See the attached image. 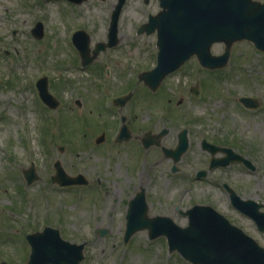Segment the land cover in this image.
<instances>
[{"label":"rangeland","instance_id":"374dc122","mask_svg":"<svg viewBox=\"0 0 264 264\" xmlns=\"http://www.w3.org/2000/svg\"><path fill=\"white\" fill-rule=\"evenodd\" d=\"M87 3H82V12L91 7L100 13ZM126 4L121 20L128 37L122 50L132 54L113 59L106 81L115 94L124 86L137 91L121 107L131 136L114 140L119 114L103 108L96 89L101 77L95 78L90 68H78L68 52L71 35L65 33L75 26V13L66 11L61 0H0V260L20 261L13 250L21 245L23 233L46 225L57 229L61 239L83 244L79 264H191L177 251H168L163 235L150 238L149 226L124 241L125 214L139 186L145 187L150 217L169 216L177 226H186L184 212L209 205L264 246V232L232 206L223 187L228 182L242 199L264 204V51L246 39L235 40L224 67L204 70L192 56L151 92L136 76L152 59L136 58L152 52L154 39L135 37L134 31L157 6H142L138 0ZM38 20L44 26L39 38L30 33ZM224 48L217 41L211 53ZM43 74L59 98L54 108L37 102L33 84ZM196 84L194 94L190 89ZM242 96L253 97L254 105L245 108ZM162 128L168 131L161 145L170 148L177 132L188 130L187 149L175 163L144 133ZM140 136L148 142L146 148ZM202 138L234 148L255 169L231 163L195 179L196 170L207 168L209 161ZM55 161L69 175L81 173L85 181L65 186L52 182ZM32 162L36 179L26 185L22 169Z\"/></svg>","mask_w":264,"mask_h":264},{"label":"water","instance_id":"95a60500","mask_svg":"<svg viewBox=\"0 0 264 264\" xmlns=\"http://www.w3.org/2000/svg\"><path fill=\"white\" fill-rule=\"evenodd\" d=\"M162 9L147 22L148 31L156 29L158 35V65L151 71L157 74L179 67L195 54L203 66H223L228 59L230 45L239 39L251 40L257 48L264 50V2L254 0H160ZM42 35V25L37 23L32 30ZM223 41L224 52L213 55L210 46ZM41 95L46 98V78L39 81ZM246 104L251 98H241ZM186 131L179 134L176 147L165 152L177 160L187 147ZM213 146L215 152L217 146ZM229 153L231 149H226ZM242 159L240 156H236ZM244 161H246L243 158ZM248 166L254 168L249 161ZM216 163V162H214ZM227 164L228 160L221 162ZM56 172L52 179L59 184L84 182L81 174L70 177L64 174L60 163H55ZM28 176V182L33 176ZM232 202L250 215L260 230H264V213L257 211L260 204L252 200H240L233 195ZM144 191H140L129 202L126 213V239L138 228L150 227L149 237L165 234L170 249L176 248L193 264H264V248L231 224L211 206H194L189 211V223L179 227L167 217H146ZM44 233V232H43ZM41 233V234H43ZM34 235H29L31 238ZM33 238L31 242H33ZM43 242V240H40ZM83 244H71L61 239L57 229L46 227V264H79ZM33 251L27 264H35ZM0 264H6L4 262ZM43 264V262H36Z\"/></svg>","mask_w":264,"mask_h":264},{"label":"flooded vegetation","instance_id":"af4514ba","mask_svg":"<svg viewBox=\"0 0 264 264\" xmlns=\"http://www.w3.org/2000/svg\"><path fill=\"white\" fill-rule=\"evenodd\" d=\"M119 1L120 0H61V2L66 3V7H65L66 11H72L73 13H75L74 15L75 23H76L75 26L70 29L66 28L67 35L70 34L71 35L70 40H72L71 48L68 52L73 56V58H75V60L77 61V63H79V65H82L84 68H90L91 69L90 73H92L95 78L101 77L102 83H100L96 89H98L99 94L102 96L103 108L109 114H112V115H115L116 113L119 114V122L115 121L116 131H115L114 140H115V137L120 132V128L122 125H126L127 127L126 136L124 137V139L129 138L131 136V131L125 122V115L122 112L121 107L124 106L126 102L128 101V99L130 100V98L134 95L133 91H135V94L137 91V88L136 89L133 88L131 90V88L124 86V88L122 89L120 93L115 94L114 91L110 89V86H112V83L106 81L107 77L110 75L113 69V66L111 65L113 59L115 58L125 59V58L130 57V54H132L130 49L129 51L122 50L123 42H125V39L128 37V35L122 29L123 23L121 19L123 18L125 7L127 5L126 3L129 0H124L121 5H119ZM138 1L142 2V6L147 5V4H152V5L157 6L155 10L148 11L146 13V20L150 14H154L160 9L159 0H138ZM84 2L85 3L88 2L87 5H89V3H93L92 6L96 5L97 11H100V13L95 14L93 12L94 8L92 9L91 7L90 8L87 7V10H84L86 12H82L83 9L81 8V6H82V3ZM60 10H61L60 11L61 14L63 15V11L61 8ZM146 20L140 21L138 25L136 26L134 32L136 34L135 37H139L142 34H145V35L151 36L154 39L153 41L154 49L152 50V52H150L147 56H143V57L137 56L136 58L137 62H140V60H145L146 57H148V59H152L151 63L145 67L146 70H148L149 68L153 67L156 63L157 44H156V34L154 32L146 34L145 33L146 29L143 27L141 29L142 32L139 31V26ZM114 24H115V28L113 29V31H115V33L111 31V28L114 26ZM141 46L144 50H147V48H145L146 47L145 45H141ZM4 51L6 54L9 52L6 49ZM99 59L105 60V62L96 63V61ZM82 62L86 64H83ZM116 63H119V61H116ZM103 74L105 75L106 79H104ZM139 75L140 73L136 76L137 82L138 83L141 82L143 85L144 84L143 81L138 80ZM144 86H140V88L147 89V87H144ZM137 97H138L137 100H140L142 98L139 95ZM57 99L59 100V98ZM106 99H109V104L107 107L105 106ZM182 129H185L186 134L188 135L187 128H182ZM182 129L177 132V139ZM148 131L150 132L151 130H148ZM167 131L163 134V136L167 133ZM147 132H144V133H147ZM140 138H141L142 146L144 147V143H148V142L142 140L144 138L143 136H140ZM203 139L204 138L200 140V146L202 149L208 152L207 154L209 158L208 165L210 164L212 159L220 163L225 162L226 160H228L229 162L233 160L237 156V154L241 155L239 151L227 145H220V146L230 147L233 152L226 153V152L221 151V152L212 153L211 152L212 146H209L206 142L202 141ZM202 144H204L205 147ZM158 146H160L162 154L164 156H167L166 153H164L162 149L164 145L160 144ZM167 148H170V147H167ZM231 163L242 164L241 161H233V162H230L229 164ZM208 165H207V168L202 167V168L197 169L196 173L194 174V178L199 179V178L205 177L208 171ZM242 165L245 166L244 164ZM199 170H206L205 175H203L202 177H199L197 175V172ZM141 187L144 189V192H145V187L139 186V188ZM45 227L46 225L42 229L36 228V227L30 228L27 232L23 233L24 235L22 234L24 237L22 239L21 245H19V247H15L13 250V253L16 251L15 255L18 257L20 261H17V263L16 262H13V263L15 264L26 263V261L29 258L30 252L33 251V254L35 255V258H36L35 264L36 262H39V261L43 262V264H46V231L43 234L37 233L45 229ZM19 231L20 229L17 232ZM30 233H37L33 237L34 241L31 243H29V241L27 240V235ZM40 240H43V242H41Z\"/></svg>","mask_w":264,"mask_h":264}]
</instances>
